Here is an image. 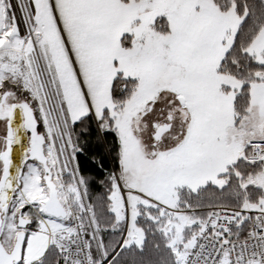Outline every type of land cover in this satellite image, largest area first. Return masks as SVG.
Listing matches in <instances>:
<instances>
[{"label": "snow or ice", "instance_id": "snow-or-ice-1", "mask_svg": "<svg viewBox=\"0 0 264 264\" xmlns=\"http://www.w3.org/2000/svg\"><path fill=\"white\" fill-rule=\"evenodd\" d=\"M0 264H264V0H0Z\"/></svg>", "mask_w": 264, "mask_h": 264}]
</instances>
